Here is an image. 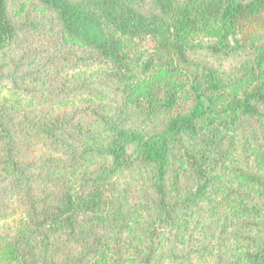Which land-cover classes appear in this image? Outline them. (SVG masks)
<instances>
[{"label":"trees","instance_id":"obj_1","mask_svg":"<svg viewBox=\"0 0 264 264\" xmlns=\"http://www.w3.org/2000/svg\"><path fill=\"white\" fill-rule=\"evenodd\" d=\"M17 1L0 0V55L18 45L10 10ZM35 1L67 38L116 69V87L80 117L19 118L0 105V221L10 203L23 214L0 233V264H264V169L247 147L235 162L228 142L247 129L248 148L253 142L264 158V47L240 37L242 21L264 12V0ZM138 2H151L154 13ZM24 64L21 57L13 72H0V92L54 103L41 86L45 65L18 75ZM83 121H92L85 132ZM34 142L45 157H34ZM176 151L194 188L170 184ZM135 187L153 195L138 225L128 197ZM211 209L227 213L222 233L229 230L233 249L198 241ZM182 228L184 241L163 249L165 235ZM129 232L137 251H126Z\"/></svg>","mask_w":264,"mask_h":264},{"label":"rangeland","instance_id":"obj_2","mask_svg":"<svg viewBox=\"0 0 264 264\" xmlns=\"http://www.w3.org/2000/svg\"><path fill=\"white\" fill-rule=\"evenodd\" d=\"M70 1L79 2L81 0ZM136 7L145 14L154 13L151 2H138ZM10 10L18 32V45L15 51L0 55V72H13L12 64L21 57H24L26 63L24 65H27V68L24 70L20 68L17 72L18 75L33 72L36 67L45 65L44 69L47 72L48 81L41 86L52 90L56 99L50 105L48 103L38 105L37 102H33V95H13L9 88H4L0 92V105L10 106L15 116L19 118L44 116L46 121H52L59 116L70 115L73 112L77 117L86 116L85 110L96 109L102 103H105L100 100V94L109 93L111 90L113 92L116 87L117 72L111 64L97 59L86 47L67 38L55 15L35 0H19L10 4ZM240 32L241 39L253 47H264V12L244 19ZM136 43L142 47L152 46L150 40H137ZM69 56H72L73 63L67 61ZM87 58H91L92 61L89 62ZM225 67L234 69L235 66L226 65ZM31 78L36 86L37 74L31 76ZM27 86H33L32 82ZM30 89L34 90L33 87ZM189 106L190 102L186 101L182 103L179 109L185 110ZM91 124L92 121L78 123L84 132ZM247 131V129H244L243 132L228 137L230 148L234 152L233 160L240 164L242 159L240 156L241 148L247 147V158L257 164L259 168L264 169V158L257 147L254 148L253 142L248 148L246 137L249 133ZM186 138L189 139L190 137ZM189 141L191 142V139ZM31 148L34 157H45L43 154L45 150L40 147V143H32ZM171 176L173 180L170 181V184L176 183L181 190L194 188L195 186L192 168L184 158L180 157L177 151ZM225 180L229 183L237 182L232 176L225 177ZM2 183L3 180L0 179V186ZM142 192V190H137L135 187L128 196L129 202L133 203L136 208L133 219L136 225L141 221V211L145 210L147 204L149 205L150 200L153 199L152 194H148L146 191L145 195ZM207 206L205 205V207ZM150 209L152 208L149 207L147 210ZM199 211L201 210H195V215L199 214ZM5 212L8 215L0 221V233L7 228H11L15 222L23 217L20 208L14 203H10ZM226 217L227 213L223 210H209L202 219L205 225L197 233L199 235L198 241L201 244L223 242L225 249H233L234 245L229 239V230L226 229L224 234L222 233L223 221ZM126 236L128 240H131V244L126 248V251H137L140 241L130 232ZM185 236V228L180 229L179 232L166 234L162 241V248L165 249L167 244L171 242L182 243ZM1 261L2 257H0Z\"/></svg>","mask_w":264,"mask_h":264}]
</instances>
